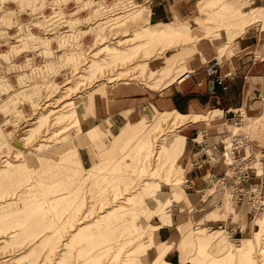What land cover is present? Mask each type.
Returning a JSON list of instances; mask_svg holds the SVG:
<instances>
[{"label":"rangeland","instance_id":"obj_1","mask_svg":"<svg viewBox=\"0 0 264 264\" xmlns=\"http://www.w3.org/2000/svg\"><path fill=\"white\" fill-rule=\"evenodd\" d=\"M149 1L0 0V264H175L168 250L180 264H264V203L254 215L224 195L220 205L208 203L211 188L198 175L204 166L192 167L187 155L193 142L184 128L219 109L171 126L173 109L144 104L137 121L147 113L150 125L144 119L132 130L137 121L128 122L117 132L108 118L84 120L92 95L117 81L153 92L178 79L186 58L167 50L190 51L203 36L226 39L221 51L256 18L264 24L255 0H191L189 17L155 23ZM170 23L188 27L156 29ZM256 96L261 108H242L240 127L264 146V85ZM120 129L135 134L122 139ZM166 130L185 136L170 168L167 149L159 160L154 153ZM255 154L262 172L264 151ZM147 180L156 184L144 190ZM161 224L173 240L159 236Z\"/></svg>","mask_w":264,"mask_h":264},{"label":"crops","instance_id":"obj_2","mask_svg":"<svg viewBox=\"0 0 264 264\" xmlns=\"http://www.w3.org/2000/svg\"><path fill=\"white\" fill-rule=\"evenodd\" d=\"M255 1L258 2L257 5H264V0ZM192 10L193 3L191 0H150L147 19L151 23L171 20L182 21L192 14ZM256 20H258L256 24L254 23L253 26L230 38L228 40L230 43L221 51L219 47L224 44L226 39L223 43L218 44L216 38L211 39L203 36L196 39L190 51L186 49L187 46H178L170 51L167 50L165 56L178 51L183 52L182 58H186L184 60L186 68L182 72L190 70L188 75L181 76V72L178 79L171 80L153 92L150 89L147 90L148 88H143L137 82L117 81L104 92H96L92 95V111L84 116V120L87 122L91 118L98 122L108 118L111 129H115L117 132L120 127L126 130L124 128L126 123H133L140 118L144 104H153L156 108L163 109L159 110L161 113L169 111L165 110L166 108H171L179 114L189 116L190 113L197 115L208 113L210 109L214 108L219 109L220 112L210 114L207 118L192 120L196 122L191 123L190 128L187 129L184 126L183 128L186 137L194 134L196 129H205L211 135L218 134L225 126L226 114L234 106L243 105L245 110H259L261 108V99L256 95L264 85V24L259 18ZM214 56L220 59L218 71L226 75V87L214 82L205 70L206 60ZM148 116L145 113L137 121V125L135 124V127L130 129H138L144 119L148 120L147 123L150 125L151 121ZM94 125L98 126L97 123ZM184 134L179 133L183 137L180 153L184 148ZM118 136L121 137L120 134ZM255 138L251 139L250 145L259 147L261 138ZM192 145L187 151L188 158L189 153L191 157ZM213 167L220 171L224 165L217 162ZM196 196L197 194L192 193L188 199L190 202L191 200L196 202ZM237 206L238 212L247 214L248 208L245 202H241ZM158 234L163 236L164 240L174 239V232L168 224H161L158 228ZM166 254H168L170 261L175 264L181 263L178 253L168 250Z\"/></svg>","mask_w":264,"mask_h":264},{"label":"built area","instance_id":"obj_3","mask_svg":"<svg viewBox=\"0 0 264 264\" xmlns=\"http://www.w3.org/2000/svg\"><path fill=\"white\" fill-rule=\"evenodd\" d=\"M219 64L220 59L214 56L206 60L204 67L214 82L226 87V75L218 71ZM189 72L190 70H185L181 76H186ZM242 108V105L231 108L224 118L225 126L227 123L231 128H225L228 133L223 132L222 137L214 141H210L211 134L205 129H196L190 136L193 142L191 164L195 168L204 166V171L198 175L209 183L208 188H211L207 192L208 203L220 205L224 195L230 203L245 202L248 212L254 215L264 203V167L262 172H259L254 164V157L257 150L264 151V146L261 144L258 149H254L250 145L253 136L240 127L244 119ZM259 160L264 166L263 155H259ZM217 162L224 165L220 171L213 167ZM192 179L186 177L185 180L191 183ZM223 225L226 226V221H223Z\"/></svg>","mask_w":264,"mask_h":264},{"label":"bare ground","instance_id":"obj_4","mask_svg":"<svg viewBox=\"0 0 264 264\" xmlns=\"http://www.w3.org/2000/svg\"><path fill=\"white\" fill-rule=\"evenodd\" d=\"M140 6V5H139ZM127 10V9H126ZM125 10V11H126ZM124 11V10H123ZM130 11V10H129ZM122 12V11H121ZM128 12V11H127ZM134 12H136V11H134ZM125 14H126V12H124ZM124 14V15H125ZM6 16V15H5ZM128 17V16H127ZM160 25V24H159ZM188 27V25L185 23V24H178V23H176V24H169V25H166V24H163L162 26H158V28L156 27V29L158 30V31H160V30H163V31H165V32H173V31H176V30H180V29H184V28H187ZM154 29V28H153ZM152 29V30H153ZM31 38H32V36H31ZM146 39V38H145ZM103 61L101 60H98V61H95L92 65H94L95 66V68H97V67H100V66H102L103 65ZM164 63H166V62H164ZM167 67V66H166ZM172 67V66H171ZM94 68V67H93ZM94 68V70H96ZM168 68H170V67H168ZM93 71V70H92ZM90 73V72H89ZM84 74V73H83ZM94 77V76H93ZM97 77V76H96ZM23 80V79H22ZM69 90V89H68ZM67 90V91H68ZM80 90V89H79ZM63 96V95H62ZM69 98V97H68ZM80 99V98H79ZM55 100V99H54ZM59 100V99H58ZM66 100V99H65ZM67 101V100H66ZM65 101V102H66ZM71 101H72V99L70 98V100L68 101V102H70L71 103ZM65 104H67V102L66 103H64V105ZM55 105H57V104H55ZM59 105V107H61L63 104H58ZM72 105V104H71ZM74 105V104H73ZM245 111V110H244ZM57 112V111H56ZM176 114V116L173 118V120H175L174 122H172L170 125L172 126V124H175V123H178L179 121H181V120H184V119H187V118H189V117H191V115L190 116H188V115H185V114H179V113H177V112H175ZM177 117V118H176ZM196 118L197 116H196V114L195 115H192V118ZM169 128V127H168ZM164 133V132H163ZM134 134H135V132H130L129 130L128 131H124V130H122L121 131V133H120V136L122 137V139H125V138H131V137H133L134 136ZM161 134V133H160ZM144 143H146V142H144ZM181 144H182V139H181V135H179V134H173L172 132H170L169 130H168V132H167V130H166V133H164V135L163 136H161V138L159 139V141H157V144H156V147H155V156H157V158H155V159H158V157L160 158V159H162V157L165 155H163V149H167L166 150V153H167V156H165L166 158H165V161H167L168 162V166H169V168H170V165L173 163V161L175 160V157L173 156V154H172V151H177L180 147H181ZM149 145V144H148ZM137 148H138V146H137ZM148 149H150V148H148ZM146 152V151H145ZM147 153V152H146ZM72 156V155H71ZM145 156V155H144ZM149 156V155H148ZM128 157V156H127ZM134 157V156H133ZM132 157V158H133ZM69 158H70V156H69ZM143 158V157H142ZM164 158V157H163ZM130 159V158H129ZM129 159H127V162H128V160ZM137 159V158H136ZM135 159V160H136ZM140 159V158H139ZM133 160V159H132ZM141 160V166H139V167H142V168H144L145 170H142L141 171V174L143 175V173H145L146 172V168H145V165H144V163L147 161V158L146 159H140ZM148 160H149V158H148ZM159 160V159H158ZM157 160V161H158ZM135 162V161H134ZM162 162V161H161ZM164 162V161H163ZM159 163H160V161H159ZM133 164V163H132ZM129 165V164H128ZM134 165V164H133ZM164 165H166V164H164ZM136 166V165H135ZM106 175V174H105ZM152 182H154V184H156V182L155 181H152V180H147L146 182L144 181V183L142 182L141 183V185H143V184H145L144 186H145V189L144 190H148L149 189V185L152 183ZM102 215V214H101ZM97 216V215H96ZM101 217V216H100ZM94 219V218H93ZM97 219V218H96ZM103 221V220H102ZM101 221V223H104V222H102ZM106 223V222H105ZM78 227V226H77ZM103 227H104V225H103ZM81 228V227H80ZM99 228H100V226H99ZM111 230V229H110ZM113 230V229H112ZM75 231V230H74ZM115 232V231H114ZM74 233V232H73ZM154 233H156V232H154ZM109 242V241H108ZM135 245V244H134ZM138 248V247H137ZM125 252V251H124ZM128 253H130V252H128ZM127 253V254H128ZM127 254H125L126 256H127ZM124 256V255H123ZM122 256V257H123ZM129 256L130 255H128V259H129ZM123 260H125L124 258H122ZM126 261H127V259H126ZM124 262V261H123ZM121 263V262H120ZM119 263V264H120Z\"/></svg>","mask_w":264,"mask_h":264}]
</instances>
